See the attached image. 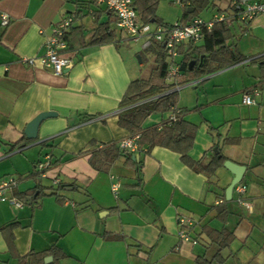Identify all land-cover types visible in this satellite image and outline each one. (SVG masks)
<instances>
[{
	"label": "crops",
	"instance_id": "crops-1",
	"mask_svg": "<svg viewBox=\"0 0 264 264\" xmlns=\"http://www.w3.org/2000/svg\"><path fill=\"white\" fill-rule=\"evenodd\" d=\"M227 5L214 0L205 7L208 15L198 16L209 18ZM105 9L92 5L73 18L72 26L80 28L71 30L64 50L72 63L55 74L38 60L26 65L21 59L44 53L53 26L72 17L75 4L0 0V12L10 17L0 28V177L17 180L7 196L20 200L37 186L44 193L20 208L0 200V264H195L197 256L210 259L219 248L204 226L234 234L220 249V264H264V30L257 26L264 14L243 47L234 40L240 60L177 91V105L187 109L183 118L195 125L187 157L208 161L219 147L226 159L245 166L244 180L225 199L229 170L222 165L208 178L161 145L133 153L130 161L119 156L106 171L89 164L93 150L129 135L118 117L134 105L123 104L122 97L137 79L116 30L113 41L88 43L97 23L113 17ZM230 24L238 37L250 31L248 24L239 35L243 22ZM111 28H118L116 22ZM247 91L251 104L242 102ZM43 112L53 115L41 120L35 138H27L26 125ZM168 115L151 111L142 127L158 126ZM40 161H48L43 173L36 169ZM113 181L119 182L116 195ZM221 197L223 217L216 208ZM181 215L191 219L187 239L178 235ZM51 246L56 252L47 251Z\"/></svg>",
	"mask_w": 264,
	"mask_h": 264
},
{
	"label": "trees",
	"instance_id": "trees-1",
	"mask_svg": "<svg viewBox=\"0 0 264 264\" xmlns=\"http://www.w3.org/2000/svg\"><path fill=\"white\" fill-rule=\"evenodd\" d=\"M66 1L73 2L76 7L70 23L62 33V38L66 42L68 50V35L72 29L80 28V26H72L73 18L78 16L79 11L83 8L89 9L92 5L98 4L95 0ZM213 1L184 0V5L180 6L183 8V13L177 21L186 22L198 16L197 11L202 7L205 8L207 5L213 4ZM156 4L157 0H132V6L137 13V21L141 25H150V22L153 21H156V25L160 26L172 25L173 23L164 22L155 14ZM192 7L193 11L188 12V8ZM105 11H108L110 16L112 15L113 17H109L105 22L97 23L88 41L89 44L114 40L115 29L111 28V24L116 22L117 18L111 10L106 8ZM241 21L243 24L239 29V35H242L246 31L247 25L250 23L246 19ZM95 22L97 21L95 20ZM230 23L224 20L215 22L209 30L204 32L203 38L199 43L186 42L177 44V55L173 58L167 57L166 49L162 42L150 37L147 48L152 47L155 50V64L151 68L147 78L133 79L128 83L122 97V102L126 105H134L130 109L123 111L118 117V123L128 131L130 136L138 135L135 139L136 150L131 152L120 148L118 145L119 140L103 144L97 150H93L88 157V162L94 169L106 171L119 156H123L126 161H130L133 153L143 150L147 152L153 145H161L179 152L181 159L194 171L202 172L208 178H212L215 175L217 168L221 167L223 161L226 159L219 147L216 152L211 153L208 161H203L202 159L191 160L186 155L187 148L191 145L193 139L195 125L183 118V114L187 109L180 108L177 105L178 90L175 89V86L189 83L200 76L227 66L243 57V55H240L236 51L234 40L238 36L233 33ZM128 36L131 38L130 35ZM170 63L177 67V71L168 78ZM147 98L151 99L148 100ZM144 99L147 100L142 101ZM139 101L142 102L138 103ZM151 111L168 112L169 115L158 126L144 128L142 127L143 120ZM36 169L38 172L43 173L46 168ZM59 186L61 184H58L56 188H59ZM35 191L37 194L34 196ZM49 193H54V191ZM42 194L44 193L41 187L37 186L31 194L26 195L25 192L19 199L22 203L28 202L29 200L39 198ZM225 203L226 200L224 197H221L216 205L217 215L220 217H223L227 213ZM203 229L210 242L217 244L219 248L210 259L197 256L195 264H220L224 260L220 249L228 245L233 239L234 234L227 229L217 230L207 226H204ZM49 250L56 252V247L51 246L47 251ZM34 254H39V259H42L41 252H35L32 255Z\"/></svg>",
	"mask_w": 264,
	"mask_h": 264
},
{
	"label": "built area",
	"instance_id": "built-area-1",
	"mask_svg": "<svg viewBox=\"0 0 264 264\" xmlns=\"http://www.w3.org/2000/svg\"><path fill=\"white\" fill-rule=\"evenodd\" d=\"M97 4L104 5L108 10H111L116 18L117 26L130 35L133 41H141V44L146 48L149 44L150 37L162 42L167 53V57L173 58L177 55L176 45L180 43L192 42L199 43L203 38L205 31L209 30L211 26L217 21H227L230 23L232 20H248L264 14V0H228V5L225 10H221L213 14L209 18H202L195 16L186 22L175 21L170 26L156 25H141L137 21V13L132 6V0H95ZM172 3L183 6L184 0H170ZM71 17H63L57 24L53 26L52 34L46 39L45 51L42 55L35 57L22 58L21 62L26 65H33L35 61L41 66L48 67L55 74H63L66 69L71 65L72 60L69 55L64 52L66 43L62 38L63 30L68 26ZM10 22V17L3 12H0V28L6 27ZM257 26L264 30V23L257 21ZM177 67L174 64L168 67V78L174 75ZM180 86L176 85L175 89L178 90ZM256 92V90H252ZM145 100V99H144ZM251 92L247 91L242 95V102L244 104L253 103ZM137 134L128 135L119 140L118 145L128 151L134 152L136 150L135 139ZM48 166V161H40L37 163V168L43 169ZM17 185V180L14 177H0V200H7L16 208L22 206V201L7 196L6 193L11 191ZM119 187L118 181H113L110 184L111 192L116 195ZM235 190L238 193L244 191L242 184H237ZM241 203L248 205L247 202L240 200ZM191 224V219L186 215L178 217L179 231L178 235L181 239L188 238L187 226Z\"/></svg>",
	"mask_w": 264,
	"mask_h": 264
},
{
	"label": "rangeland",
	"instance_id": "rangeland-1",
	"mask_svg": "<svg viewBox=\"0 0 264 264\" xmlns=\"http://www.w3.org/2000/svg\"><path fill=\"white\" fill-rule=\"evenodd\" d=\"M226 0H217V4L220 7H223L225 5ZM208 8H200V10L197 11L198 15L201 16H207L208 15ZM183 8L179 5H176L172 3L170 0H157L156 8H155V14L161 18L164 22L167 23H174L177 19H179L182 16ZM256 18L252 19L249 23L250 31H247L244 33L241 37L239 36L236 42H238L239 47L244 46V41H249L248 39L251 38L252 34L255 32L256 26ZM157 24L156 21L150 22V26L153 28ZM235 24V23H234ZM232 28V27H231ZM116 34L119 36L121 34L123 40H119L120 46L123 53H130V61H128V64H130V67L132 71H135L137 78H145L148 77L151 68L155 64V50L150 48H144L141 44V41H133L127 33L118 28H115ZM234 29L232 28V31ZM235 34H238V30L235 29ZM236 39V38H235ZM139 56V59H138ZM214 246H211L209 249H207V253L209 254Z\"/></svg>",
	"mask_w": 264,
	"mask_h": 264
},
{
	"label": "water",
	"instance_id": "water-1",
	"mask_svg": "<svg viewBox=\"0 0 264 264\" xmlns=\"http://www.w3.org/2000/svg\"><path fill=\"white\" fill-rule=\"evenodd\" d=\"M188 11H191V10L188 9ZM151 21H153V20L151 19ZM138 59H139V56H138ZM51 115H53V113H51V112H43V113L38 114L31 122H29L26 125V127L24 129L26 137L30 138V139L35 138L38 124L41 122L42 119L49 117ZM214 151L216 152L217 149L214 148ZM134 157H137V154L132 156V158H134ZM222 165L224 168L229 170V172L232 174V178L224 190L225 199H230L234 185L236 183L244 180V179H242V175H243L245 166L237 164V163H235L229 159H225L223 161Z\"/></svg>",
	"mask_w": 264,
	"mask_h": 264
}]
</instances>
